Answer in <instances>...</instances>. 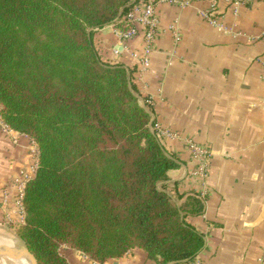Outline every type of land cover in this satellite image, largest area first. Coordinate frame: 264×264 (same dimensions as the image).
Here are the masks:
<instances>
[{
  "label": "trees",
  "instance_id": "obj_1",
  "mask_svg": "<svg viewBox=\"0 0 264 264\" xmlns=\"http://www.w3.org/2000/svg\"><path fill=\"white\" fill-rule=\"evenodd\" d=\"M134 1L0 0V118L39 151L15 234L38 264H72L63 246L97 264L135 249L187 264L205 246L188 221L205 199L178 204L160 187L179 163L151 129L135 70L95 45L96 30L126 27Z\"/></svg>",
  "mask_w": 264,
  "mask_h": 264
},
{
  "label": "crops",
  "instance_id": "obj_2",
  "mask_svg": "<svg viewBox=\"0 0 264 264\" xmlns=\"http://www.w3.org/2000/svg\"><path fill=\"white\" fill-rule=\"evenodd\" d=\"M159 2V31L151 65L145 71L133 54L145 29L122 40L115 25L95 31L100 57L134 69L133 81L163 136L159 138L179 167L168 173L167 192L178 204L206 194L202 215L188 221L204 236L196 264H259L264 251V0L235 5L216 0L217 24L202 13L214 0ZM143 0H135L137 16ZM146 100V101H145ZM194 142L209 151L208 174L194 175ZM39 160L29 136L9 134L0 121V228L22 224L14 179L32 173ZM181 195L180 200L178 196ZM12 247L24 245L8 235ZM72 264H96L62 247ZM20 264H24L21 262ZM104 264H154L141 249Z\"/></svg>",
  "mask_w": 264,
  "mask_h": 264
},
{
  "label": "built area",
  "instance_id": "obj_3",
  "mask_svg": "<svg viewBox=\"0 0 264 264\" xmlns=\"http://www.w3.org/2000/svg\"><path fill=\"white\" fill-rule=\"evenodd\" d=\"M235 5H246L247 3L256 0H232ZM159 2H169L177 4L179 0H143V13L141 16H137L138 9L133 5V9L127 15L125 28L115 27V32L120 35L122 40H130L139 34V29L136 24L140 23L144 26L145 33L142 48L140 51L133 54V57L137 60V64L140 66V71L147 70L151 65V58L154 51V44L157 39L159 31V19L156 14V5ZM220 10L217 8L216 0L213 1L211 7L202 13V16L211 24H217L220 15ZM0 121L1 118H0ZM3 123V121H2ZM4 129L9 134H14L16 131L9 128L3 123ZM152 131L157 132L158 138H161L164 134L158 127H151ZM190 150L192 157L197 161V166L194 171V175L200 179H204L208 174V160L210 153L205 148H202L198 144L191 142ZM36 170V168H35ZM34 170V171H35ZM33 178L32 173H22L16 179H14V186L18 190L16 199V205L18 212L21 215L22 222H25V209L23 204L24 192L26 184ZM203 198L206 194H200ZM22 223V224H23ZM97 264V263H96ZM187 264H196V259ZM259 264H264V251L259 259Z\"/></svg>",
  "mask_w": 264,
  "mask_h": 264
},
{
  "label": "water",
  "instance_id": "obj_4",
  "mask_svg": "<svg viewBox=\"0 0 264 264\" xmlns=\"http://www.w3.org/2000/svg\"><path fill=\"white\" fill-rule=\"evenodd\" d=\"M134 5V2L133 4ZM139 100L141 101V103L145 106V102L138 96ZM147 109V108H146ZM154 123V120H151L150 126L152 127ZM163 184H160V187ZM4 257V258H10V259H19V258H26L29 262H31V264H38V261L36 259V257L32 254V252L29 250L28 246L24 243L23 247H18L16 250L14 249H10L8 247L4 248V249H0V258Z\"/></svg>",
  "mask_w": 264,
  "mask_h": 264
},
{
  "label": "bare ground",
  "instance_id": "obj_5",
  "mask_svg": "<svg viewBox=\"0 0 264 264\" xmlns=\"http://www.w3.org/2000/svg\"><path fill=\"white\" fill-rule=\"evenodd\" d=\"M6 247L14 250L17 249L12 247L8 234L0 233V249H4ZM0 262H2L3 264H20L21 262H23L24 264H31V262H29L26 258L23 257L19 259L1 257Z\"/></svg>",
  "mask_w": 264,
  "mask_h": 264
},
{
  "label": "rangeland",
  "instance_id": "obj_6",
  "mask_svg": "<svg viewBox=\"0 0 264 264\" xmlns=\"http://www.w3.org/2000/svg\"><path fill=\"white\" fill-rule=\"evenodd\" d=\"M0 233H4V234H8V235H10V236H13V237H15L16 236V234H15V226L12 228V229H1L0 228ZM16 238H18L17 236H16ZM19 239V238H18ZM20 240V242L24 245V242L21 240V239H19ZM22 247V246H21ZM67 248H69V247H67ZM62 251H63V249H62ZM63 254H64V252H63ZM65 255V254H64ZM0 264H3L2 262H0Z\"/></svg>",
  "mask_w": 264,
  "mask_h": 264
}]
</instances>
